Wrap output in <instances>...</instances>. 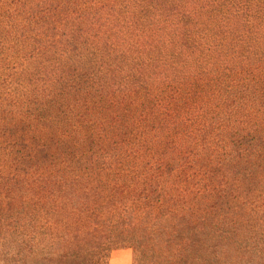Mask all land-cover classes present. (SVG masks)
Returning a JSON list of instances; mask_svg holds the SVG:
<instances>
[{"label": "trees", "instance_id": "obj_1", "mask_svg": "<svg viewBox=\"0 0 264 264\" xmlns=\"http://www.w3.org/2000/svg\"><path fill=\"white\" fill-rule=\"evenodd\" d=\"M0 152V264H264V0H0Z\"/></svg>", "mask_w": 264, "mask_h": 264}, {"label": "rangeland", "instance_id": "obj_2", "mask_svg": "<svg viewBox=\"0 0 264 264\" xmlns=\"http://www.w3.org/2000/svg\"><path fill=\"white\" fill-rule=\"evenodd\" d=\"M2 156L3 153L0 152V158ZM35 215L37 217L38 213ZM39 215L41 219L39 226L41 227H37L36 232H30L32 238L27 237V239H30L29 244H32L31 246H34V250L38 251L39 254L26 258L25 264H166L163 262L162 257L151 256L150 250L142 252L137 250L135 246L116 249L107 256H103L99 247H93V244L92 247L90 245H81L82 247H75V249L69 250L70 247H73L72 243H75L70 238L65 237L59 240L55 236L49 237L50 231L46 230L49 224H46L44 219L51 218L53 213L49 212L48 215H45V212H39ZM28 216L32 217V213H28ZM101 241L100 239L93 240L96 245H99ZM89 252L94 253L90 254ZM159 260L160 263H158ZM172 260H174V263L170 264L184 263V260L181 258ZM8 264L20 263L9 261Z\"/></svg>", "mask_w": 264, "mask_h": 264}]
</instances>
